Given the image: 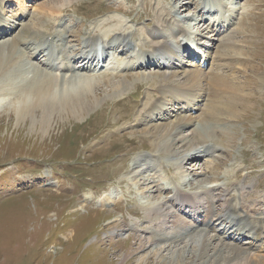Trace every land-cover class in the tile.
Wrapping results in <instances>:
<instances>
[{
  "label": "rangeland",
  "instance_id": "374dc122",
  "mask_svg": "<svg viewBox=\"0 0 264 264\" xmlns=\"http://www.w3.org/2000/svg\"><path fill=\"white\" fill-rule=\"evenodd\" d=\"M180 1V5L184 6L176 10L172 8V0H10L6 4L0 1V17L7 22L17 21L19 16L28 14L3 41L19 40L32 33L35 34L33 37L37 34L36 38L45 39L44 46H51L43 34L55 32L58 26L54 23H60L67 17L71 27L67 26L70 31L65 33L63 40H67V35L69 43H66V48L74 56H78L83 48L84 35L89 40L96 34H107L111 38L113 34L124 33L115 38L132 39V42L139 41L145 45L150 41L148 32L158 30L157 27L168 20L158 22L160 13L165 15L163 21L170 9L169 19L172 16L183 18L181 28L189 33L200 30L196 23L186 20L194 14L192 5L187 3L188 0ZM235 3L238 15L243 14L242 20L234 29L228 45L223 46V42L230 36L215 42L214 51L217 54L216 63H221L215 71L230 78L227 79L229 82L233 78L232 86L242 94L236 100L239 102L242 98L243 101L238 105L235 102L232 104V109H240V113L225 117L226 120H222L224 124L219 128L211 116L205 114L209 134L211 130L215 136L213 141L227 146L219 154L192 162L187 159L186 147L181 143H177L174 150L186 153L187 162L168 149L151 158L158 138L151 124L146 126L148 119L144 116L141 119L139 115L145 87H155L149 80L159 81L158 85L162 77L172 73V70L162 68L155 72L140 70L128 73L119 69L103 74L109 70L104 68L88 73L77 71L72 77L71 73L57 74L60 77L56 82L57 90L54 89L57 95L78 91L85 84L95 83L98 85L99 102L90 110L76 115L70 106L64 112L54 110L48 112L49 115L43 109L27 113L22 107L26 115L19 118L20 87L25 86V82L14 74L19 71L30 78L33 72L43 67L40 57L29 59L28 55H22V69H15L17 71L9 78L11 82H5L0 88L3 89V97H0V264H193L190 255L174 257L173 251L186 243L180 239L166 243L145 241L146 233L148 236V230L153 228L147 221L165 218V215L152 210L154 204L171 196L170 193L160 196L154 193L153 180L160 188L168 190L177 184L186 189L192 187L191 190L219 186L213 192L218 204L222 198V202L236 203L238 198L233 197L237 195V187H234L237 183L242 186L249 207L254 205L248 200L254 203L264 199L261 197L264 194V0H236ZM116 7L128 10L129 15L114 10ZM107 16H116L122 24L107 23L97 27L98 22ZM136 16L141 19L133 20ZM24 24L33 25L25 29ZM52 25L55 26L53 30ZM206 31L202 30L203 33ZM142 49L147 48L142 46ZM105 64L107 67L108 63ZM46 70L42 71L52 73L50 69ZM135 73H143L145 78H133L131 75ZM124 74L132 80L127 89L104 92L107 90L106 80L116 82ZM172 78L181 79V75ZM173 83L178 82L174 80ZM76 104L85 106V96L81 103ZM226 128L227 134L221 135ZM216 145L222 149L221 145ZM136 160L141 164L144 161L153 162V165L154 162L164 163L169 170L138 168ZM236 170L239 176L234 178L232 174ZM212 175L219 179L214 181ZM257 183L259 186H256ZM252 185L254 189H259L253 190ZM174 204V200H168L163 207L166 209ZM223 206L222 203L217 212H221ZM259 207L264 212V205ZM259 210L250 215L258 216ZM91 215L94 216L90 220ZM167 227L163 229L165 232L172 230ZM143 229L147 232L142 233ZM204 232L214 235L211 231ZM220 239L214 240L216 247L228 249L226 244L233 245L229 240ZM220 243L225 245L219 246ZM233 246L247 250L245 245ZM155 248H159V252L152 251ZM247 252L250 257L257 255L249 249ZM210 256L215 258L211 264H223V259L216 260L222 257L217 248L210 252ZM246 257L244 259L248 262ZM244 259H230L226 264Z\"/></svg>",
  "mask_w": 264,
  "mask_h": 264
},
{
  "label": "bare ground",
  "instance_id": "6f19581e",
  "mask_svg": "<svg viewBox=\"0 0 264 264\" xmlns=\"http://www.w3.org/2000/svg\"><path fill=\"white\" fill-rule=\"evenodd\" d=\"M206 1L207 0H205L202 3L204 4ZM179 2L181 1L172 0L173 10H176L179 7L182 8L181 6H184V5H180ZM187 3L191 4V0H188ZM218 7L219 8L221 7V3L218 4ZM194 9L196 11L195 17H197L201 10L200 8H196V7H194ZM114 10L118 12H122L126 15H129V11L124 10L121 7H116L114 8ZM52 11L54 10L52 9ZM168 11H169V14H167L168 15L167 18L164 19L163 21H162V17H165V15L162 16L161 15L162 13H160V19H158V22H166V20L168 19L167 24H170L171 21L169 20V18L171 17L170 14L172 10L170 9ZM215 11H217V8ZM35 16L36 15L33 16V19L36 18ZM139 19H141L140 16H136L133 18V20L135 21ZM232 19H233L232 15L228 14L226 15L225 18L222 17V20H219L218 22L224 23L226 21L227 23V22H230ZM34 23L35 22H33V24ZM107 23L122 24V22L116 16H107L106 18H103L101 19V21L98 22L97 27L105 26ZM1 25L3 26L0 27V40H4L6 38V35H8L9 32L7 29V24H1ZM15 25H16L15 22L9 25L11 26L9 31L14 29L16 27ZM32 25L24 24L23 27L27 29V28H31ZM63 25L59 24V27L62 29ZM152 25L155 26V24H152ZM112 27L113 25L110 28ZM157 28H158V30L156 29L157 31L151 30V32H148V37H150L149 42L145 43V45H143L142 43L140 44L148 48L149 50L147 51L149 52L148 55L145 54V52L138 53L137 55L131 54L129 52L130 49H133L132 47L135 48L136 46H138V44L135 43L132 45L131 41L124 40L123 37L115 38L117 34H113L111 38L108 37L107 34H104V36H101L100 34H96L95 36H91L88 42L84 43L83 48L81 51H79L78 56H70V55L65 56V49L63 48L61 39L65 38L64 37L65 33H68L70 31V29L66 25H64L63 31H55L53 33L48 32V34L45 35L46 38L48 35H53L52 40H49L51 46H48V47L42 44L45 40L44 38H41V39L36 38L37 34H36V37H33L35 36V34H32V33L24 36V38H21L19 40L13 38L10 40V42L1 41L0 42V88H3V84H5V82L7 81L11 82L9 78H11V76L14 74V71H17L15 69H18V68L22 69L24 65V64L23 65L21 64L22 63L21 61L23 60L22 59L23 54L26 57L28 55L29 59L31 57L32 59L34 58L36 59L37 57H40L42 60L41 63L43 65L41 69L45 71L48 68L51 70L52 73L47 74L46 72H43L41 69L36 70V71L34 70L35 72L33 71H32L33 73L31 72L32 77L30 78L23 76V74L21 75L19 71L17 72V74H19L20 76H18L17 74H14L25 82L24 84L25 86L20 87V92H22L20 93V95L22 97L21 99L19 98L20 99L19 100L20 101L19 118H22L26 115L25 113H23L24 111L22 110L23 108H26L25 111L27 113H30V112L34 113L36 112V110L43 109V111H45V114L47 115L48 112L52 113L54 112V110L55 112H64L65 109L70 106L73 108L72 112L74 115H76L77 113L80 114V112H85L88 109L90 110L93 106H95L99 102V96L97 95L98 85H95V83L94 84L88 83L82 86L80 90L78 91H70L66 93L60 92L57 95L54 91L57 90L56 82H57V78H60V77L56 76L57 74H54L55 72L53 71L54 70L59 71L60 69H62L61 71L63 72H71L70 77H72V74L77 73V71L79 72L81 70H84L85 64L93 63V60L95 61L97 57L93 55H91L90 57L85 56L84 50L85 48L94 45V41L96 37L105 39V42L106 41L108 42L110 39H116L113 42V45L107 44L106 51L112 50L113 52L117 53L121 57L128 58V61L126 63L123 62L124 63L123 66L120 65L122 62L120 63L116 62L115 65H113L111 68V71L113 73L118 71L119 68L122 70V72L123 71L132 72V70L140 71L142 68H148L149 70H151L152 67L155 69V71H158L157 69L167 68L165 66L160 67V59H162L163 57L162 55L157 54L154 51L156 50L157 52L160 48L169 46V43H166L164 41L166 36L167 37L169 36L168 35L169 33L166 34V31H168V27L166 28V26L162 25V26H158ZM115 31H119V30H115ZM115 33H118V32H115ZM123 34L124 33H121V34L118 33L119 36ZM129 34L130 33H127V35ZM174 35H176L175 36V39H176L181 36H184L185 33L182 29H178L177 33H174ZM20 46H22L21 47L22 49L19 48ZM45 52L46 53L48 52V55H46ZM52 53L54 54L58 53L59 56L62 58L61 59L62 62L60 66L61 68L55 65L54 63L55 58H53ZM74 53L76 54V51ZM175 53L176 52L173 50V48L169 47L166 50L165 57H168L169 59L174 58V56H176ZM104 57H106V53ZM65 60L68 64H71V65L69 66L67 63H64ZM132 61H135V62L132 63ZM76 62H79L78 63L79 66L77 68L74 65H72ZM168 65H171V63L169 62ZM183 71L184 70L180 72H172L167 75L165 74L164 76L166 77L163 76L162 79L163 78H166V79L162 80L160 78L161 81L158 85L157 83L159 81L153 82L152 80H149L152 82V85H155V87L151 88L150 87L151 85L145 87L146 89H145L144 95L142 96L143 100L139 106V112H140L139 115L141 116V119L143 118V116L146 119H148L147 121H145L146 123L145 122L143 123H145L146 126L147 124L148 125L151 124L152 129L154 130L155 137L158 138V141L156 140L157 144L155 145L153 144L154 145L152 149L153 151H152V154H150V156H152L151 158L162 154L161 152H163L164 149L165 150L168 149V150H171L172 153L174 152L176 154H179L178 156L181 157V159L184 160V162H187V159L192 162V161L198 160V158L200 157L212 156L216 152L217 153L220 151L222 152L224 146H227V145L213 141L212 137H215V136L212 135L211 130L209 134V127L206 124L207 117L205 116V114H208L209 116H211V120L213 119V121L216 122L217 128H219V126H221L223 123L222 120L225 119V117H227L228 115L240 113V109L239 110L232 109V104L234 102L236 105H238V103L240 104V101H243L242 98L239 102L236 100L240 98L242 94L237 92V89H236L237 87L234 88L232 86L233 78L231 79V82H229L228 80L230 78L228 79L226 76H223L219 72L204 73V72H201L200 69L198 70L193 69V70L184 71V72ZM180 73L181 74L183 73V75H181ZM61 75H64V74H61ZM144 75L145 74L143 73H135V74H132L131 76L133 78H137V77L145 78ZM171 75L172 77L181 75V80L179 81L182 83L181 84L173 83L174 80L170 79L172 77H169ZM175 80L176 82L178 81V79H175ZM131 82L132 80H130L128 75H125V74L122 77H120V80H117L116 82L115 80L114 82L106 80L105 83L107 84L105 85L107 87V90L104 92L105 93H109V92L115 93L119 91L121 88L122 89L124 88L125 90L127 89L128 84H130ZM165 83H169L172 87L170 88V87L165 86ZM156 88H159V90H155ZM167 88H170V89H167ZM100 89L102 90V88ZM1 90L3 89H0V97H3L1 96L2 95ZM190 91H192V93H190ZM3 93H5V90ZM114 93H112V95ZM81 94H84V95L82 97H79ZM156 94H158L157 97H156ZM84 96H85V101H86L85 106L83 107L77 106L76 103H81V99L83 101ZM205 98H207V103L205 101L206 100ZM177 100H190L189 102H191V107H190V103L184 106L176 102ZM202 100L204 101V107H198V108L196 107L195 110L190 109L196 105L195 103L196 101L201 102ZM241 105L243 104L241 103ZM196 111H198L196 114L198 113L200 114L201 111L202 113L198 116H196V114L192 115ZM172 112H174L175 114L174 119L167 121L171 123H167L165 118L171 116ZM181 112H186V113L181 114ZM196 117L198 118L195 119ZM157 120H161V121H157ZM188 131L190 133L189 135L183 134L184 132H188ZM216 131L217 130H214V132ZM225 133L227 134V128L224 129L223 132H221V135ZM233 133H235V131ZM177 143H181L183 147L184 146L186 147L187 159L184 157L186 153L183 154L182 151L177 152L176 150H174L175 148L174 146ZM207 144H219V146L221 145L222 149H219L216 146H213V149H211L212 145H207ZM139 160H136L135 162V165H137L138 168H142L140 166H143L145 169H148V170L152 169L151 171H153L155 168H157V166H159V168L160 167L163 168L164 171L169 170V167L165 165L164 163H158V165H153L151 162L144 161L141 164V161ZM215 166L217 165L215 164ZM149 167H151V169ZM237 173L238 172L236 170L232 174V177L237 178V176H239V174ZM215 177L216 176L212 175L211 179H213L214 181L219 179L218 177L217 178ZM152 184H153L152 187L154 188V191H153L154 193H156L159 196L161 194L170 193L171 197L169 198V200L174 199L176 204L174 207L167 206L168 208L166 207L165 209L163 206L168 200L161 199L160 202L158 201L157 203L154 204L153 208L151 207L153 211H156L157 213H161L165 215V218L156 217L157 219H153V220L149 219V221H147V224H150L153 228L151 230H148V236L146 233V236L144 237L146 242L150 241L152 243V242H155V240H159L162 242L164 241L163 243H166L167 241L174 242L180 239L181 241H184V243L185 242L186 243L183 245L182 248L176 249L173 251L174 257L175 256L185 257L187 255L188 256L190 255V258L192 259L193 264L194 263L195 264H211V262L214 261L215 258H211L210 252L214 250L215 248H217V250H220V253H222V257L221 258L217 257L216 260L223 259L222 260L223 264H226L227 261H229L230 259L232 260L234 258L244 259L246 256H247L246 258L248 262L245 261L244 259L242 260V262L235 261L236 262L235 264H264V212L259 210L260 209L259 206L264 205V199H259L255 201L253 203L254 206L249 207L247 200H246V195L242 192L241 185L237 183V195L233 197L234 199L238 198L236 199V203H233L232 201L224 200V202H222L224 206L222 207L221 212L219 211L217 212V208L213 200L212 192L216 191L219 188V186H206V187L204 186L203 189L201 190L198 189L199 191L192 193V192H185L181 190L180 188H178V186L176 185L174 186L172 190H168L167 188H162V187L161 189L158 186V183L155 182V180H153ZM256 186H259V183H257ZM256 189H259V188H256ZM226 192H228V190H226ZM180 206H187V211L181 212L177 208ZM254 207H257V208H254ZM258 210L260 211L259 214L261 215H258V216L254 215L256 218L250 215V213L256 214ZM93 216L94 215H91L90 220L93 219L92 218ZM257 218L260 219V221H256ZM210 221H218V223L223 224V227L221 230L220 229L217 230L216 233H215V230H213L214 235H210V234L207 235L204 232L206 231L208 233L210 229L208 227L213 226L212 223H210ZM167 224H168V227L170 226L171 228H173L169 232H165L163 230L167 227ZM141 232L145 233L147 231L146 229H143ZM228 236L231 237L232 244L236 246L244 243V240H247V239H244L245 237L250 238L248 239L249 241L246 242L248 244L246 249L247 250L249 249L252 252L254 251L255 253H257V255L255 254V256L250 257L248 256L249 253L248 252H247L248 254L246 253L247 250L244 251L243 248H241L242 250H240L237 247L233 245H229V244L225 245L224 243H220L219 245V246L225 245V247H227L228 249L216 247L214 245L213 242L215 239L221 238L220 240H222ZM196 242H197V245H196ZM175 246H178V245H173L172 247H175ZM159 248H155L152 251L157 252L158 251L157 249ZM252 257L253 258L257 257V258L251 259ZM215 263H218V262H215Z\"/></svg>",
  "mask_w": 264,
  "mask_h": 264
}]
</instances>
